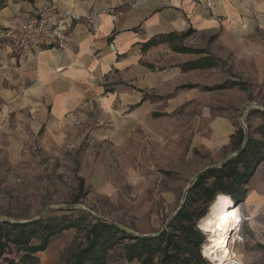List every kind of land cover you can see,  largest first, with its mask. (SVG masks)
<instances>
[{
	"label": "rangeland",
	"instance_id": "1",
	"mask_svg": "<svg viewBox=\"0 0 264 264\" xmlns=\"http://www.w3.org/2000/svg\"><path fill=\"white\" fill-rule=\"evenodd\" d=\"M174 44L207 53L179 54L157 45L147 57L146 76L114 73L108 83L114 88L106 89L116 91L109 107L98 97L59 124H35L28 95L0 86V220L78 222L37 254L39 264H73L96 218L132 236L163 230L197 175L233 155L230 145L212 143L219 146L236 127L254 135L250 120L258 117L249 113L264 111V23L247 31L192 30ZM208 55L215 67L180 69ZM219 85L225 87L213 89ZM232 205L227 211L235 215L237 231L242 217ZM242 234L243 227V240ZM19 254L11 249L4 257L17 260ZM244 259L264 264V249ZM104 264L137 263L126 262L118 245Z\"/></svg>",
	"mask_w": 264,
	"mask_h": 264
},
{
	"label": "crops",
	"instance_id": "2",
	"mask_svg": "<svg viewBox=\"0 0 264 264\" xmlns=\"http://www.w3.org/2000/svg\"><path fill=\"white\" fill-rule=\"evenodd\" d=\"M54 11L76 15L68 26L66 48L36 49L26 60L16 61L6 30L8 19L16 13L39 18ZM259 23H264V0H10L0 10V86L28 95L31 104L27 107L35 124H59L98 97L101 106L109 101L104 106L109 107L116 91L106 89L114 88L108 83L115 72L146 76L147 57L156 47L142 51V45L151 38L188 29L247 31ZM128 84L144 87L135 81ZM250 122L253 129L262 124L260 118ZM235 130L212 147L230 145ZM253 137L261 138L259 134ZM245 189V199L236 207L243 227L237 252L243 261L247 253L264 249V159Z\"/></svg>",
	"mask_w": 264,
	"mask_h": 264
},
{
	"label": "trees",
	"instance_id": "3",
	"mask_svg": "<svg viewBox=\"0 0 264 264\" xmlns=\"http://www.w3.org/2000/svg\"><path fill=\"white\" fill-rule=\"evenodd\" d=\"M8 1L0 0V10L6 7ZM191 31L192 29H188L180 34L153 37L142 45V51L159 44H168L173 52L179 54L207 53L174 44L175 39L182 40ZM216 65L217 60L208 55L204 60L186 62L180 69L192 71ZM224 87L219 85L213 89ZM249 115H257L262 120V124L254 130V134H259L261 138L255 139L242 127H236L234 134L230 136L233 155L220 165L210 166L197 175L184 204L163 230L149 236H132L117 225L96 218L85 230L86 244L74 255L73 264H104L107 251L118 245H121L124 259L128 263L207 264L206 253L205 256L202 255L206 238L197 227V222L199 225L208 207L220 203L227 211L230 207H235L232 204L239 205L243 202L245 185L256 165L264 159V112L253 110ZM77 226L78 222L70 219L58 222H47L43 218L24 222L0 220V264H39L37 254L47 250L50 240ZM11 249L20 253L17 260L4 257Z\"/></svg>",
	"mask_w": 264,
	"mask_h": 264
},
{
	"label": "built area",
	"instance_id": "4",
	"mask_svg": "<svg viewBox=\"0 0 264 264\" xmlns=\"http://www.w3.org/2000/svg\"><path fill=\"white\" fill-rule=\"evenodd\" d=\"M76 18L74 13L54 11L39 18H31L23 13L14 14L7 21L8 33L11 41V51L18 62L26 60L32 52L41 48L65 49L68 39V26ZM238 230L232 234L228 243L227 257L216 264H244L242 257L237 252L236 244L242 242ZM238 236L241 238L238 240ZM207 239V238H206ZM203 255V252H202ZM204 257V256H203ZM208 264L207 258H205Z\"/></svg>",
	"mask_w": 264,
	"mask_h": 264
},
{
	"label": "bare ground",
	"instance_id": "5",
	"mask_svg": "<svg viewBox=\"0 0 264 264\" xmlns=\"http://www.w3.org/2000/svg\"><path fill=\"white\" fill-rule=\"evenodd\" d=\"M236 218L232 211H226L222 204L211 207L207 215L200 221L199 229L207 236V242L202 247L203 255L210 263L227 257L228 243L236 231ZM204 248V250H203ZM205 251V252H204Z\"/></svg>",
	"mask_w": 264,
	"mask_h": 264
},
{
	"label": "water",
	"instance_id": "6",
	"mask_svg": "<svg viewBox=\"0 0 264 264\" xmlns=\"http://www.w3.org/2000/svg\"><path fill=\"white\" fill-rule=\"evenodd\" d=\"M203 171H204V170H203ZM200 173H201V172H200ZM200 173H199V174H200Z\"/></svg>",
	"mask_w": 264,
	"mask_h": 264
}]
</instances>
